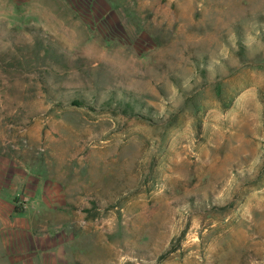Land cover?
<instances>
[{
  "label": "rangeland",
  "instance_id": "obj_1",
  "mask_svg": "<svg viewBox=\"0 0 264 264\" xmlns=\"http://www.w3.org/2000/svg\"><path fill=\"white\" fill-rule=\"evenodd\" d=\"M55 244L264 264V0H0V264Z\"/></svg>",
  "mask_w": 264,
  "mask_h": 264
},
{
  "label": "crops",
  "instance_id": "obj_2",
  "mask_svg": "<svg viewBox=\"0 0 264 264\" xmlns=\"http://www.w3.org/2000/svg\"><path fill=\"white\" fill-rule=\"evenodd\" d=\"M45 245H52L50 243H45ZM56 246L54 247V249H59L56 252H53V258H54V262L53 263H49L50 258H47V255L44 258V262L42 264H64V251L62 249V247H57V244H55ZM47 248V246L43 247V249ZM43 259V258H42Z\"/></svg>",
  "mask_w": 264,
  "mask_h": 264
}]
</instances>
